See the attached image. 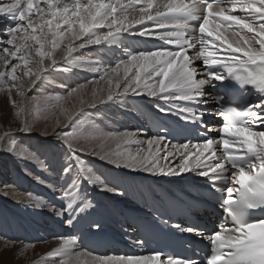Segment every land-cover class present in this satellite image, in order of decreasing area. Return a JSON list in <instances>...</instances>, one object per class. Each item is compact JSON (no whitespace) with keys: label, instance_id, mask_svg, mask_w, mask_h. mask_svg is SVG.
Instances as JSON below:
<instances>
[{"label":"snow or ice","instance_id":"1","mask_svg":"<svg viewBox=\"0 0 264 264\" xmlns=\"http://www.w3.org/2000/svg\"><path fill=\"white\" fill-rule=\"evenodd\" d=\"M0 18L10 21L0 33L7 45L0 47V92L7 94L13 109H19L14 113L17 117L24 111L26 91L38 87L51 71H67L68 67L63 65L79 67L90 63L74 55L80 49L118 45L124 34L171 46L126 51L114 66L104 69L90 65L87 71L102 73L99 79L107 81V94L99 98L100 104L122 102V97L129 93L146 95L178 109L181 119L206 129V133H200L204 138L171 144L165 143L166 137L156 135L147 140V153L143 147L135 153L125 152L118 143L116 150L99 158L117 167L152 174L191 172L205 178L210 194H220L215 199L225 219L210 235L191 226L172 227L209 242L210 255L205 264H264V216L250 215L252 210L264 212V0H0ZM61 48L63 65L54 58ZM45 60L50 61L47 66ZM25 77L29 80L27 90ZM217 86H239L236 90L241 94L250 88L256 94V102L224 107L223 96L206 91ZM83 88L80 85L67 95L71 97ZM13 92L20 97L19 102ZM92 95L97 96L95 89ZM33 99L39 103V98ZM48 100L59 106L62 98ZM210 102L220 105L222 123L218 127L207 125L204 113L196 108ZM163 105L157 104V108L167 113L169 108ZM61 112L65 109L61 108ZM82 115V111L68 115L66 127L84 123L79 119ZM20 130H29L26 122ZM54 135L67 146L68 162L63 173L70 182L66 181L67 186L60 189L66 207L52 206L51 211L57 216L67 211L70 216L66 222L72 224L76 214L88 207L80 197L82 181L108 192L116 189L86 169L77 155L83 149H76L72 143L77 136L75 130ZM104 135L97 132L93 138ZM107 136L125 145L142 143L136 133ZM4 140L11 141L8 151H16L10 134L0 136V141ZM170 157L179 158V163L171 165ZM36 206L42 205L37 202ZM163 223L167 225L168 221ZM54 239L58 246L46 253L40 264H200L160 251L81 260L84 253L76 250L75 236ZM133 243L142 246L144 242L137 239Z\"/></svg>","mask_w":264,"mask_h":264},{"label":"bare ground","instance_id":"2","mask_svg":"<svg viewBox=\"0 0 264 264\" xmlns=\"http://www.w3.org/2000/svg\"><path fill=\"white\" fill-rule=\"evenodd\" d=\"M7 21L8 20H6V19L0 18V33H3ZM4 39H5V37L3 35H0V47L7 46L6 44L3 43ZM90 47H88V49H87L89 52L92 49ZM57 50H59V49H57ZM57 50H56V52H57ZM82 50H84V49H81L80 51H82ZM61 51L63 52V50H60V52L58 51V53H59V55H58L59 59L58 60L63 58V56L61 55V53H62ZM56 52H55V59L57 60V57H56L57 53ZM86 61L89 62V60H86ZM13 62H17V61H13ZM94 65H97V64L94 63ZM45 66H46V63H45ZM63 67H68V66L63 65ZM100 67L104 68V69H107L104 66H100ZM19 71L22 74V69H20ZM85 72L93 74V78L94 79L91 80L90 82H88L86 85H84V87L85 88H89L91 86H95L96 87V91H97V95H99V98L101 96H106L107 89H108V84H107L106 80L102 81V80L99 79V77H100V75H102V73H93V72H90V71H85ZM64 73L66 74L65 77L68 80V78H70L68 72L64 71ZM52 75L53 76H57L58 74H57L56 71H52ZM70 83H73L72 79L70 80ZM121 83H123V81H121ZM28 84H29V80H28V78L25 77L24 78V85H25V89L26 90H27ZM63 85H65V84H63ZM32 92H33V90L30 91V92L26 91L25 102L28 100L27 98H29V96H31ZM0 94L7 95L5 92H0ZM85 95L89 96V94H86V92L84 90V93H82V94L76 93V94H73L70 98H67L65 100V102L67 103V106H65V107L62 106L61 107V108L65 109V112H63V113L60 112V114L58 115L57 119L55 121H53V125H50L49 129H46V128H44V129L46 131L50 130L52 132L53 131L54 132L68 131V129L65 127L66 123H67L66 121L68 119L67 118L64 119L63 117H66L67 114L68 115H72L77 109L79 111L80 108L88 105V102H90V101H89L88 98L85 99ZM13 96L17 99L18 102L20 101V97H16L15 96V92H13ZM133 97H142L143 98L145 96H142V95L141 96H136L135 95ZM81 100H83V103H81ZM52 101H54V100H52ZM108 103L110 104V106L119 105L117 108L123 109L125 107V105L127 104V99L126 98H122V102L121 101H116V102H108ZM3 104H4V107H3L2 111L4 112V116L1 115V112H0V136H3L5 133H8L15 140V142H16L17 139H19L20 141L22 140V142L25 144V141L28 142L30 139L25 138V137H21L22 135H24V136H26V135L20 129L22 127V124L25 123V122L27 123L28 126L32 125L31 123H29L26 120V116H25L26 115L25 114L26 107H24V111L22 112L21 116L17 117V116L14 115V113L16 111H18L19 109H13L8 104V100H5V98H2L0 100V105L3 106ZM58 107L59 106H57L56 103H54L52 108H54L55 110L53 111V113H55L58 110ZM106 109L110 110L109 106H107V104H105V107H104V110H106ZM9 110L11 111V113H9ZM35 111H36V109L34 110V112ZM38 113H39V110H38ZM39 114H41V113H39ZM118 115L119 114L116 113V118L115 119H117L118 121H121V119L118 117ZM35 116H36V114H35ZM99 117H100L99 114H95L94 113L93 117H90V118L94 119V121L96 123H97L96 119H98L99 122H104V123L108 124L107 122H105V120L103 121V119H101ZM36 118L38 119L39 116H37ZM80 118H83V117L80 116L79 119ZM40 123L41 122H39L38 124H40ZM108 126H109V124H108ZM39 127H37V128H39ZM122 128L123 127H121L119 129V132L121 131L120 134H122V133H133L134 132V131L131 132L130 129H128L127 127H124L126 129H122ZM113 129H115V128H109V130H113ZM54 132L52 134V137L55 138V141L52 142V143H46V144H48V145L51 144L52 145L54 143L56 145V146L52 145V149L51 150H52V152H55V154H57L56 158L57 157L59 158L58 165L62 166V163L60 161V158H61L60 155H62L64 153V155H62V157L63 156L67 157L66 155H67L68 149L64 148L66 145H64L62 143V141L59 140L56 135H54ZM95 132L104 133L103 130L98 129V128H95ZM134 133L137 134V139L142 142L141 144H139V145H137V144L125 145V144L120 143V141H118V140L109 139V141L106 142V144L104 143L103 145L99 146V147L104 146V147H102L103 150H102L101 153L94 151L93 147H90L89 152L93 150L92 153L90 152L91 155L100 156L101 154L104 153V151H107L112 146L113 147L117 146V144L119 143L120 144V149L125 151V152L131 151V152L135 153L139 147H143V149L145 150V153H147V150H148L147 140L151 139L150 135L148 133H146V132H141L140 133V131H136ZM40 138L46 139V138H43V137H40ZM10 143H11L10 140L0 141V156H1L0 157V162H1V160L6 161V159H9L10 156L19 155V150H18L17 146H16V151H12V152L8 151V146H9ZM46 144L38 143V145H37L38 147L36 148V154L39 155L38 157H41L43 159V161H44L43 165H45V166L50 161H54V160L49 158V154L52 155L50 150H47V152L44 151V146H47ZM144 146H145V148H144ZM124 147L126 148V150L124 149ZM153 147H155V146H153ZM24 154L27 155V153H24ZM163 154L164 153L161 152V156H163ZM26 155H23V156H26ZM41 155H43V156H41ZM84 155H87V154H84ZM65 157H63V158H65ZM82 158L85 160L84 164L86 166V169H90L91 168V166H92L91 162L93 164H95V165H98L95 162L96 160H98L96 157L90 158V155H89V157L85 156V157H82ZM82 158H80V160H82ZM37 159H39V158H36V160ZM169 159L171 161V165H175V164L179 163V158L173 159V158L170 157ZM72 161L76 162L75 159H73ZM163 161L164 160L161 159L160 163L162 164ZM86 162L89 165H86ZM164 163H165V161H164ZM117 168L118 169H122L121 166L117 167ZM57 169L59 170V168H57ZM0 170H2V173H3L1 175V177H0L1 178L0 185H2L3 184L2 183V179L4 178V176H6L7 172H9V175L11 176L12 173L14 172V170H12V169L7 170L2 165L0 166ZM105 170L106 171H105L104 175L107 174L108 176H110L111 178H113V179H115L117 181L121 178L122 175H125V174L132 175L133 174V173L130 172V171H132V169H128V168H127V170L116 171L117 173H110L108 171V169H105ZM47 172L50 173L49 170ZM91 172H92L93 175H97L92 170H91ZM138 172L139 173H145L147 175L150 174V173L144 172L142 170H138ZM118 173H120L121 175L118 174ZM185 174H187V173H183L181 175H185ZM178 176H180V175H168V176L159 175L158 176V175L152 174V177H154L156 179H161V178H163V179H176ZM14 178L15 177H13V179ZM181 181H184V180H181ZM45 182H46L45 185L51 186L48 183L47 180H45ZM28 185H29V187H32V184H28ZM27 187L28 186L26 184L25 186H23V189L20 188L19 192L20 191H24L22 193L23 196L20 197L19 199L14 197L12 200L17 201V202H12L10 205L5 204L4 202H2L1 196H0V208H2L3 205H5L6 207L9 208V210H7V208L5 210L4 209L5 206H3V210H0V264H34V262H35V264H40L41 258H43L44 255L46 253H48L49 251H51L53 248L57 247L58 243H59L57 239H54V237H56V234L54 233L52 228L49 227V221H53L56 224L60 225L67 232H71L72 224H68L66 222L68 220V218H69V214L70 213L65 211L64 212L65 214H63L62 216H57L53 211H51V207L52 206H51V203H49V200H46V198H44V196H35V195L31 194L30 193V188L27 189ZM109 187H113V186L109 184ZM35 188H37V187H35ZM36 190H38V189H36ZM81 190H82L81 193H80V197L81 198L83 197V195H89L90 194V192H89V190H88V188L86 186L82 185ZM25 192H28L29 194H31V199H29V194L26 195ZM110 193H111V195H108L109 198L113 197V196H119L116 191L110 192ZM101 197L102 196L92 197L91 198V195L89 196V200L90 201L92 200L94 202L92 204L95 206V208H93V209L89 208L91 211H101V212H103V211H108L109 210V207L107 206V204L102 202ZM113 198H116V197H113ZM37 202H40L42 206L41 207H37L36 206ZM56 208L59 209V207H56ZM66 214H67L68 217L66 216ZM27 222H29V223H27ZM25 224L28 225V226H26ZM32 225L33 226H37V229L32 227ZM25 227L26 228L30 227L33 235L28 237V234H26L27 239L24 241L23 240L24 237L23 236L21 237V235H20V233L18 231H20V230L24 231ZM38 236H41V237L39 239H37ZM57 237H60V236H57ZM65 238H68V237L65 236ZM34 239L36 241H34ZM76 250H78V245H77ZM81 252L84 253V255L81 257V260H85L84 258H86L87 260H90L89 258H91V256L89 254H87L86 252H84L82 250H81ZM11 256H14V257H11Z\"/></svg>","mask_w":264,"mask_h":264},{"label":"rangeland","instance_id":"3","mask_svg":"<svg viewBox=\"0 0 264 264\" xmlns=\"http://www.w3.org/2000/svg\"><path fill=\"white\" fill-rule=\"evenodd\" d=\"M65 43H67V42H65ZM92 47L93 46H91L90 48H92ZM87 49L88 48H85L82 51H80L81 50L80 49V50L76 51L74 53V55L80 57L81 60L85 61L84 58H81V56L83 57V56L87 55L89 57L90 52ZM60 50H62V48L57 50V52H56L57 56L56 57H57V62L59 64L63 65L62 64L63 60L62 59L58 60L59 59L58 51L60 52ZM63 54L64 53L62 52L61 55L63 56ZM54 58H55V54H54ZM87 60H89V59H87ZM89 62H90L89 64H86V65L83 64L79 67L68 66L67 72L70 73L69 74L70 76L78 75L77 73H80L79 71H77L78 69L87 70V66L89 67L90 65H94V62H92L90 60H89ZM45 63L47 66V64L50 63V61L45 60ZM56 72H57V74L58 73H64V70L61 69V70H58ZM74 72H76V73L74 74ZM84 74L88 77V79L86 81L82 82L81 80H77V77H75V79H72L73 83H70L71 78H68V81L70 84L69 85H63V84H61L58 76H53L52 71H51V73L47 77V79H45L42 83H40L39 86L33 90L31 96H29V98H27L28 100L25 102V107H26V109H25L26 115L25 116H26V120L29 123H31L32 125L29 126L28 131H22L26 136L22 135L21 137H25V138H28L30 140L28 142L25 141V144H24L22 142V140L20 141L19 139H17L15 143H16V146L19 150V155L10 156V157L8 156L9 159H6V161L1 160V162H0V166L1 165L4 166L5 169L14 170V172L12 173L11 176L9 175V172H7L6 176H4V178L2 179L3 184L0 185L1 200L5 204L10 205L12 202H17V201H14L12 199L14 197L19 199L20 197L23 196L22 193L24 191L19 192L20 187H22V189H23V186H22L23 184H25V183L29 184L30 183V184L34 185L30 188L31 194H33L35 196H44V198H46V200H49V203H51V206H55V207H59V208H61L62 206L66 207V205H65L66 201L61 198L62 196L59 197L60 196L59 194L62 195V193L60 192V190L58 188V187H61V184H62L59 181L60 180L59 177L58 176H52L49 172H47L48 166L43 165L44 161L41 157H38L39 156L38 154H36V148L38 147L37 146L38 143L46 144V143H52L55 141V138L52 137V134L54 131L53 132L50 130L46 131L44 128L49 129L50 125H53V121H55L57 119L58 115L60 114L61 107L67 106V103L65 102V100L67 98H70L67 94L71 89L79 88L80 85H86L88 82H90L91 80L94 79L93 74H90L88 72H84ZM93 89L96 90V87L95 86H91L89 88L84 87L83 89H80L78 92H76V93L82 94V93H84V90H85L86 94H89V96L85 95V99L88 98L90 101V102H88V105L80 108L79 111H78V109L75 111L76 113L81 112V111L83 112V115L81 116L83 118H80V120L83 121L84 123L79 124V125H73L71 127H66V126L65 127L68 129V132L72 133L75 130L77 133V136H76V138H74L72 140V143L76 149H78V150L83 149V151L77 152V155L79 156V158H82L85 156L89 157V155H90V158L96 157L98 160H96L95 162L98 165H95L92 162H91V165L95 166V168H97V170L93 171L92 167L90 168V170H92L93 172H95L97 174L95 176H97V177L100 176L99 178H101V177L104 178V176L108 177L107 174L104 175V173L106 171L105 169H108V171L110 173H115L111 170L123 171V170H127V168L121 166L122 169H118L116 165L110 164L106 160H101L99 158V156L91 155V153L93 152V150L96 152H99V153L102 152V150H103L102 147H104V146H102V147H99V146L103 145L104 143L106 144V142L109 141L110 138H108V136H107L108 133H118L119 132V130H117L116 128H121V127H119L118 125L116 126L115 124L119 123L120 125H122L121 122H123L124 119L121 116H119L121 113H118L121 109H119V108H116L115 110L112 109V107H116L114 105L111 106L112 110H110V111L109 110L107 111V109L104 110L105 104H100L98 102L99 95H97V97L93 98V95H92ZM76 93H74V94H76ZM54 96L55 97H57V96L61 97L62 96L61 97L62 98L61 103L58 107V110L55 113H53V111L55 109L52 108L55 102L48 100L49 97L54 98ZM133 96H135V95H132L131 93H129L128 95L123 96L122 98L127 99L128 97H133ZM139 96H141V95H139ZM142 96H145V98L147 97L146 95H142ZM0 97H1L0 100L2 98H5V100H8L7 95L0 94ZM33 98H39V103H37L36 100ZM137 98H142V97H137ZM94 103H95V106H92ZM106 104H107V106L110 107L109 103H106ZM3 107H4V104H3V106L0 105L1 115L4 116V112L2 111ZM35 109H36V111L34 112ZM38 110H39V113H41V114L38 113ZM113 110L116 111L117 114H119L118 117L121 119V121H118L115 118L111 119L113 117V114H114ZM122 110H124L126 112L129 111L128 110V103L125 105V107ZM75 112L73 114H75ZM9 113H11L10 110H9ZM94 113L99 114L100 115L99 118L103 119V121L105 120V122H107L109 124V126H108V124H106V126L102 124V126H101L100 124L95 123L94 119L90 118V117H93ZM35 114H36V116H35ZM37 116H39L38 119L36 118ZM67 116H68V114L66 115V117H63V118L66 119ZM96 121L99 122L98 119H96ZM111 121L115 124H113ZM39 122H41V123L38 124ZM66 122H67L66 125H68L69 121L67 120ZM99 123H103V122H99ZM37 127H39V128H37ZM95 128L103 130L105 135L101 138H95L94 139L93 136L96 135V133H97V132H95ZM109 128H115V129L109 130ZM128 129H130V128H128ZM119 133H121V131ZM40 137H43L46 139H42ZM46 145L47 146H44V151L47 152V150H50L52 155L49 154V158L54 160L56 158L57 154H55V152H52L51 149H52V145L53 146H56V145L54 143L52 145L51 144L50 145L46 144ZM90 147H93V150L90 151L91 153L89 152ZM116 147L117 146H114V147L112 146L107 151H104V153H107L109 151H114V150H116ZM64 148L67 149V146H65ZM144 148H145V146H144ZM124 149L126 150L125 147H124ZM24 153H27V155ZM84 154H87V155H84ZM23 155H26V156H23ZM62 155H64V153ZM62 155H60L61 156L60 161H61L62 165L65 166L66 163L68 162V159H67L68 155L65 154L67 156V157L63 156L65 158H63ZM36 158H39V159L36 160ZM82 161L85 162V160L83 158H82ZM72 163L75 164L76 162L72 161ZM163 163H164V161L162 162V164ZM86 165H89V164L86 162ZM130 172L133 174L147 175L145 173H139L138 170H132ZM2 174H3L2 170H0V177ZM53 174H56V173L53 172ZM59 175L61 176L62 174L59 173ZM154 175L159 176V174H154ZM149 176L152 177V173H150ZM13 177H15V178L13 179ZM122 177H124V176H121V178ZM0 180H1V178H0ZM45 180H47L51 186L45 185V183H46ZM104 182L109 186L108 181H104ZM121 183L123 184V182L120 181V179H119L118 184L120 185ZM82 185H83V182H81V187H82ZM35 187H37V188H35ZM36 189H38V190H36ZM88 190L90 192L91 198L102 196V195L103 196L106 195L108 197V195H111L110 192L104 190L100 186L89 185ZM80 191H82V190H80ZM116 192L119 196H113V197L121 198L122 195H120L118 193V189H116ZM25 193H26V195L29 194L28 192H25ZM53 195H54V197L59 198V199H55L53 197ZM90 203H94V202L91 200ZM3 206H5V205H3ZM6 208H7V210H9V208L5 206L4 209H6ZM0 210H3V207L0 208ZM103 212H106V211H103ZM66 216H67V214H66ZM27 223H29V222H27ZM26 226H28V225H26ZM32 227L37 229V226L32 225ZM18 232L20 233L21 237L22 236L24 237V239H23L24 241L27 239L26 234H28V237L33 235L30 227L29 228L25 227L24 231L20 230ZM40 237L41 236H38L37 239H39ZM56 237H57V235H56ZM66 237H68V236H66ZM79 248L80 247L78 246L77 251H81ZM11 257H14V256H11ZM84 259H86V258H84ZM89 259H91V258H89Z\"/></svg>","mask_w":264,"mask_h":264}]
</instances>
